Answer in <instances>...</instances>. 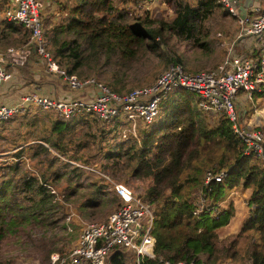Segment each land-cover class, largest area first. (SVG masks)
<instances>
[{"label": "trees", "instance_id": "1", "mask_svg": "<svg viewBox=\"0 0 264 264\" xmlns=\"http://www.w3.org/2000/svg\"><path fill=\"white\" fill-rule=\"evenodd\" d=\"M132 1L62 0L64 18L49 29L56 63L79 77L105 75V84L112 90L127 92L133 89L128 87L129 74L136 65L150 55L163 57L172 37L198 41L197 35L206 33L201 19L211 8L221 7L216 0H176L169 20L142 18L143 14L128 18L126 5ZM27 38L20 24L0 19V50L23 44ZM164 61L167 67L183 66L180 58ZM197 101L189 90H174L160 103L157 120L149 125L139 121L136 136L126 133V139L122 135L129 123L118 118L106 122L90 115L49 117L50 124L35 135V118L20 117L18 125L26 131L13 146L38 140L40 152L54 154L42 162L43 170L19 174V161L7 165L10 174L0 172V264H17L18 259L4 251L9 240L31 243L38 264H49L53 252L63 254L61 238L35 240L30 231L35 225L53 226L63 220L65 232L77 230L78 237L80 223L66 219L71 212L67 213L65 202L70 199L80 222L93 219L99 211H103L99 219L106 218L119 207L120 199L112 191L111 197L107 194L109 184L103 175L130 188L150 204L154 214L155 258H137L133 251L116 247L107 255V264H161L160 259L219 264L237 257L238 238L247 231L254 233L245 234L249 238L246 260L264 264V159L244 154L229 121L203 111ZM76 127L89 131L73 142L69 136ZM30 145L27 148H35ZM85 149L96 152L84 156ZM14 155L19 159L22 151ZM57 155L75 164L70 167ZM208 171L226 175L221 181L205 182ZM61 179L63 188L55 189ZM242 189L250 190L251 216L237 237L219 244L217 228L234 214L232 202L227 207L220 203L232 190Z\"/></svg>", "mask_w": 264, "mask_h": 264}, {"label": "built area", "instance_id": "2", "mask_svg": "<svg viewBox=\"0 0 264 264\" xmlns=\"http://www.w3.org/2000/svg\"><path fill=\"white\" fill-rule=\"evenodd\" d=\"M48 1L51 0H9L8 8L2 13L4 19L20 24L28 38L23 44L0 50V99L2 85L11 77L8 66L23 68L32 53L40 57L45 69L56 75L63 85L78 92L77 97L55 98L32 92L21 102H0V123L25 113L30 105L61 118L90 115L108 122L123 117L129 127L122 137L125 138L126 133L136 136L137 122L153 124L159 116L162 100L174 90L185 89L195 93L203 111L229 121L231 130L243 143L244 154L264 159V128L247 123L244 120L247 110L242 109L246 100L252 102L256 94L264 93V0L253 1L243 16L240 15L243 0H217L235 19L237 32L222 38L224 54L213 68L190 73L181 64H170L153 82L123 93L94 77L68 73L56 63L50 51L51 33L43 23L44 6ZM152 1L133 0L126 5L127 14L141 16L143 9L150 10ZM90 88L94 91L89 96L81 94ZM225 175V172L208 171L205 182L221 181ZM103 176L108 181V189L120 199L119 207L101 221L80 222L75 212H71L66 219L80 223L78 237L64 258L54 253L50 264H107V255L116 247L133 251L137 258H155V238L151 233L154 214L150 204L135 196L127 186ZM200 210L197 208L196 213ZM159 261L161 264H205L192 259Z\"/></svg>", "mask_w": 264, "mask_h": 264}, {"label": "rangeland", "instance_id": "3", "mask_svg": "<svg viewBox=\"0 0 264 264\" xmlns=\"http://www.w3.org/2000/svg\"><path fill=\"white\" fill-rule=\"evenodd\" d=\"M175 1L176 0H153L150 5V10L146 11L143 9L142 18L147 17L149 19L164 20L171 19L174 15ZM188 1L192 3L196 2V0ZM7 2V5H9V1ZM60 2L58 4L57 10L56 8H54V11L52 12L49 8L50 13L47 11L46 5L44 6L43 23L46 30H49L53 25L58 24L64 18V14L61 13ZM217 3L219 2L217 1ZM6 6L4 8H0V13L6 10ZM127 17L133 18L134 16H130L127 14ZM201 27L202 30L206 33L205 35H197L198 41H194V39H177L176 37H172V39L170 38L168 40V43L171 46H168V48L163 51V57L150 55L147 60H142V62L136 65L129 74L130 80L128 87L130 89L134 87L137 88L153 82L157 78V76L166 69L167 66H164V60L167 59L180 58L182 60L184 68L191 71V73L209 70L213 68L224 54V49L221 44L222 38L233 36L237 32V24L235 19L228 15L226 10L221 6L211 8V11L201 19ZM202 44H204V46ZM83 71L88 72L85 68H83ZM88 76L94 77L100 80V82L105 83V75H96L94 73ZM253 108H256L257 112H255ZM242 109L247 110L244 114V120L247 123H250L256 127L264 128V93L256 94L253 97L252 102L246 100L245 104L242 106ZM30 112L32 113H29V115L16 116L12 119L0 123V172H2V174L4 175L7 173L10 174V171L7 169V165H13L14 162L19 161H21L18 170L19 174L22 172V170H27L28 172H37L38 170H43L42 162L52 158V155L54 154L52 150L46 153L40 152L39 148L36 147L38 146V144L42 143L38 140H35V144H31L33 142L30 140L28 141L29 145L31 144L30 147L32 145L35 147L33 149L27 148L29 145L21 146L23 145L22 141H20L19 144H15L13 146V143L18 142L20 136L25 134L24 131H26V129L21 128L20 125H18L20 117L26 116L29 119L35 118V126H32V128L35 130V135L39 134L41 127L50 124L49 117L52 119L59 118L53 112L49 110H43L36 106H34V108L32 107ZM122 118L123 117H118L117 120L123 121ZM138 123L139 122H137V124ZM84 131L89 130H86L84 127H76L74 130V134L72 136L70 135L69 139H72L73 142L77 141L80 137H83L82 132ZM25 138H27V135L25 136ZM126 138L127 137H125V139ZM10 140L13 141L10 142ZM43 146L47 145L44 144ZM20 148H26V150ZM48 149L50 150V148ZM19 150L22 151V156L18 159L17 156H15L14 154ZM83 152L84 156H88L87 152H89L90 154H94L96 151L85 149L83 150ZM32 155H34V157H31ZM57 156L62 161L68 162L66 158H62L59 155ZM68 163L70 164V167L73 166L72 164H75L73 162ZM69 166L67 167L68 169H70ZM83 168V170L85 171H87L88 169L87 166H83ZM63 186L64 179H61L54 188L60 190L61 188H63ZM106 191L107 194L109 193V197L114 194L113 191V194L111 193V190H109L108 187ZM249 196L250 190L248 189L236 190V192H230L227 198L220 203L221 206L227 207L229 202H232L234 214L228 220L227 224H224L221 227L217 228L219 244H221L224 240L228 242L231 241L233 237H237V235L240 233L241 228L251 216L253 206L248 202ZM65 204L66 206H68V214H70V212H75L74 203L71 199L66 201ZM109 208L111 209V206ZM110 212H108L107 215ZM67 213L65 214L64 210L65 218ZM102 213L103 211H99V213L96 214V217L94 216L93 219H87L83 222L101 221L105 218L104 217L102 219H99ZM76 220L80 221L79 218H77ZM62 224L63 220L57 222L53 226L35 225V227L30 231L31 237L35 238V240L41 237L49 238L52 236L54 238H61L59 245L60 248L63 250V254H60L59 251H57L58 253L53 252L50 255V262L51 256L54 253H57L59 255V258H64L69 253V250L73 242L76 240L75 238L77 237V230H74L72 233L65 232V230L61 226ZM252 233L254 232L247 231L238 238L239 254L237 255V257H235L234 259H224L220 263L222 264L224 262L230 264H249V261L246 260L245 256V252L248 248L249 238L246 237L245 234ZM9 243H11V245ZM9 243L6 245V248H4V251L6 252V254H12V256L16 257L18 259L17 264L39 263V261L36 260V254L32 253L34 252V250L32 249L31 243H29L28 245L27 243L20 244L12 240H9Z\"/></svg>", "mask_w": 264, "mask_h": 264}, {"label": "crops", "instance_id": "4", "mask_svg": "<svg viewBox=\"0 0 264 264\" xmlns=\"http://www.w3.org/2000/svg\"><path fill=\"white\" fill-rule=\"evenodd\" d=\"M7 1L9 0H0V8H4L8 4ZM60 1L61 0L48 1V4L46 5L47 11L50 13V10L53 12L54 8L57 10ZM7 8L8 5L6 6V9ZM2 12L0 13V19H3ZM49 32L50 31L48 30V33ZM249 41L251 42V40H247L248 43ZM8 70L11 72V77L3 83L1 88L2 95L0 102L3 104L21 102L25 95L32 92H42L55 98L77 97L78 92L69 90L62 84L56 75L49 73L45 69V65L40 57L34 53L31 54L29 62L23 68L17 69L12 66H8ZM92 91H94L92 88L86 89L84 93L81 94L89 96ZM29 106H27L26 112L20 115H29V113H32L30 111L32 107L34 108V106ZM231 192H236V190H232Z\"/></svg>", "mask_w": 264, "mask_h": 264}, {"label": "water", "instance_id": "5", "mask_svg": "<svg viewBox=\"0 0 264 264\" xmlns=\"http://www.w3.org/2000/svg\"><path fill=\"white\" fill-rule=\"evenodd\" d=\"M253 1H257V0H243L242 4H241V6H240V15H241V16L244 15V13H245V9H246L247 7H249V6L253 3Z\"/></svg>", "mask_w": 264, "mask_h": 264}, {"label": "bare ground", "instance_id": "6", "mask_svg": "<svg viewBox=\"0 0 264 264\" xmlns=\"http://www.w3.org/2000/svg\"><path fill=\"white\" fill-rule=\"evenodd\" d=\"M123 120H125V119L123 118Z\"/></svg>", "mask_w": 264, "mask_h": 264}]
</instances>
